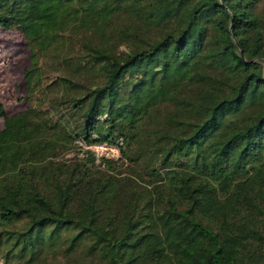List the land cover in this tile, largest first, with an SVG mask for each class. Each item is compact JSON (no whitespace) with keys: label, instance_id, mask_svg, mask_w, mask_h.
I'll return each mask as SVG.
<instances>
[{"label":"trees","instance_id":"trees-1","mask_svg":"<svg viewBox=\"0 0 264 264\" xmlns=\"http://www.w3.org/2000/svg\"><path fill=\"white\" fill-rule=\"evenodd\" d=\"M0 31V264H264V0H0Z\"/></svg>","mask_w":264,"mask_h":264},{"label":"rangeland","instance_id":"rangeland-1","mask_svg":"<svg viewBox=\"0 0 264 264\" xmlns=\"http://www.w3.org/2000/svg\"><path fill=\"white\" fill-rule=\"evenodd\" d=\"M29 51L23 40L16 32L4 33L0 31V106L8 116L15 115L23 111L26 104L23 100L22 75L28 67ZM2 120L0 119V128ZM75 151L67 157L74 160L85 159V152L89 151L95 164H99L101 158H120L119 151L114 146L91 145L86 147L81 143H76Z\"/></svg>","mask_w":264,"mask_h":264}]
</instances>
